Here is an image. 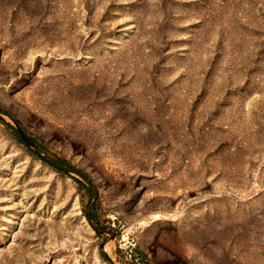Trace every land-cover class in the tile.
I'll return each instance as SVG.
<instances>
[{
	"label": "rangeland",
	"instance_id": "1",
	"mask_svg": "<svg viewBox=\"0 0 264 264\" xmlns=\"http://www.w3.org/2000/svg\"><path fill=\"white\" fill-rule=\"evenodd\" d=\"M0 111L113 232L0 121V264H264V0H0Z\"/></svg>",
	"mask_w": 264,
	"mask_h": 264
},
{
	"label": "water",
	"instance_id": "2",
	"mask_svg": "<svg viewBox=\"0 0 264 264\" xmlns=\"http://www.w3.org/2000/svg\"><path fill=\"white\" fill-rule=\"evenodd\" d=\"M7 120L10 121V123L13 125V127L15 128L17 134L19 135V137L21 138L24 146L30 150L33 154H35L40 161L44 162L45 164H47L48 166H51L53 168H55L58 171L64 172L65 174H68L70 176H73L75 178H77L81 183H83L91 192L92 195V201L91 204L89 206V209L87 211L86 214V221L89 225V227L96 233L102 235H108L110 236V238L113 237V232L112 230H107V229H103L102 227H100L99 225L95 224L92 220V212L95 208V202H96V198H97V192L96 190L93 188L91 182L85 178L82 174H80V172L74 170L73 168L66 166L62 163H58L56 161H53L49 158H47L44 154H42V152L39 150V148H37V146L34 144V142L31 140V138H29L24 132L23 130L18 127L12 119L9 118V116L3 112L0 111V121H5L7 122ZM102 250L104 249V246L101 245L100 247ZM103 255L106 258L107 262L109 264H114L112 262V260H110V258L107 256V254L103 251Z\"/></svg>",
	"mask_w": 264,
	"mask_h": 264
},
{
	"label": "bare ground",
	"instance_id": "3",
	"mask_svg": "<svg viewBox=\"0 0 264 264\" xmlns=\"http://www.w3.org/2000/svg\"><path fill=\"white\" fill-rule=\"evenodd\" d=\"M103 251L107 254L110 255V247L108 245L104 246Z\"/></svg>",
	"mask_w": 264,
	"mask_h": 264
},
{
	"label": "trees",
	"instance_id": "4",
	"mask_svg": "<svg viewBox=\"0 0 264 264\" xmlns=\"http://www.w3.org/2000/svg\"><path fill=\"white\" fill-rule=\"evenodd\" d=\"M16 135H17V134H16ZM18 138H19V136H18ZM19 140H20L21 143H23L22 140H21L20 138H19ZM32 141H33V140H32ZM33 142H34V141H33ZM34 144H35V142H34ZM62 164H65V163L62 162ZM57 171H58V170H57ZM80 174H81V172H80ZM82 175L86 178V176H85L84 174H82ZM78 183H79V182H78ZM79 184H80V183H79ZM80 185H81V184H80ZM81 186H82V185H81ZM82 187H83L85 190H87L84 186H82ZM92 219H94L93 216H92Z\"/></svg>",
	"mask_w": 264,
	"mask_h": 264
}]
</instances>
